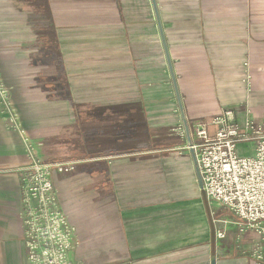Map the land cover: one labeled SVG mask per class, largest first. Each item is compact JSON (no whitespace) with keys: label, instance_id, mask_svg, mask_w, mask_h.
I'll list each match as a JSON object with an SVG mask.
<instances>
[{"label":"crops","instance_id":"obj_1","mask_svg":"<svg viewBox=\"0 0 264 264\" xmlns=\"http://www.w3.org/2000/svg\"><path fill=\"white\" fill-rule=\"evenodd\" d=\"M155 10L189 128L264 122V0H0V75L27 135L0 103V264L28 263V150L75 163L52 175L74 264H256L262 237L199 186Z\"/></svg>","mask_w":264,"mask_h":264},{"label":"built area","instance_id":"obj_2","mask_svg":"<svg viewBox=\"0 0 264 264\" xmlns=\"http://www.w3.org/2000/svg\"><path fill=\"white\" fill-rule=\"evenodd\" d=\"M0 103L8 129L27 141L1 75ZM215 123L222 127L213 138L200 121L190 127L192 146H188L195 152L204 194L237 219L241 232L254 231L262 237L252 256L256 264H264V122L257 124L248 118L239 124L234 122L233 112L226 111ZM178 131L186 134L183 126ZM244 145H254L253 153L241 156L238 149ZM28 152L31 163L22 172L21 213L27 264H74L71 252L77 243L76 228L59 208L52 175L70 173L75 163H45ZM219 236L224 238L225 232Z\"/></svg>","mask_w":264,"mask_h":264},{"label":"rangeland","instance_id":"obj_3","mask_svg":"<svg viewBox=\"0 0 264 264\" xmlns=\"http://www.w3.org/2000/svg\"><path fill=\"white\" fill-rule=\"evenodd\" d=\"M98 6H99V0H61V7H62L63 10H71V9L72 10H86V9H89V8L93 9V10H98ZM216 129H217V127H216ZM183 151L187 152L186 153L187 156L189 155L188 149H185ZM238 151H239L241 156L248 154V151L243 146H240ZM181 167H184V169L187 168L186 164H184V165H182V164H172L170 166V168H172V169L174 168L177 171ZM176 178H180V175H177ZM183 192H185V190H181V192L176 191V190H172V191L169 192V194L166 193L165 195H163V194H158V192L154 191L153 194H155V197H153L152 199L158 200V199L163 198L164 196L165 197H170L171 195H172L173 198H179L176 195L180 194V196H181V194Z\"/></svg>","mask_w":264,"mask_h":264},{"label":"water","instance_id":"obj_4","mask_svg":"<svg viewBox=\"0 0 264 264\" xmlns=\"http://www.w3.org/2000/svg\"><path fill=\"white\" fill-rule=\"evenodd\" d=\"M153 2H154V0H153ZM155 14H156V17H157L158 25L160 27V32H161L162 41H163V45H164V48H165V53H166L168 64H169V69H170L171 76H172V79H173V83H174V86H175L176 95H177V99H178L179 107H180V112H181V115H182V118H183V125H184V129H185L187 141L189 143V146L191 147L192 146V137H191L190 129H189V126L187 124L186 117H185V112H184L183 105H182V102H181V98H180V95H179V90H178V87H177L175 74H174L172 63H171V58H170V55H169V51H168V48H167V44H166V41H165V37H164V34H163V30H162L161 22L159 20V15H158V11L157 10H155ZM191 155H192L193 162H194V165H195V170H196V175H197L199 186L201 188H203V180H202L201 172L199 170L198 163H197V158H196V155H195V152H194L193 148H191Z\"/></svg>","mask_w":264,"mask_h":264}]
</instances>
